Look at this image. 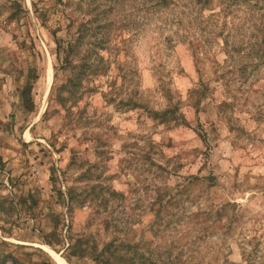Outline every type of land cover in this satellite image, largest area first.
I'll return each instance as SVG.
<instances>
[{
	"label": "rangeland",
	"instance_id": "374dc122",
	"mask_svg": "<svg viewBox=\"0 0 264 264\" xmlns=\"http://www.w3.org/2000/svg\"><path fill=\"white\" fill-rule=\"evenodd\" d=\"M154 2L0 0L5 252L264 264V0ZM81 24L107 68L71 94Z\"/></svg>",
	"mask_w": 264,
	"mask_h": 264
},
{
	"label": "trees",
	"instance_id": "16d2710c",
	"mask_svg": "<svg viewBox=\"0 0 264 264\" xmlns=\"http://www.w3.org/2000/svg\"><path fill=\"white\" fill-rule=\"evenodd\" d=\"M197 3H203L202 0H195ZM166 4V0H155L154 3H147L145 5V8L147 11H163L161 8H166L164 6ZM81 24L78 27L77 34L74 38H72L70 41L66 43L64 46L62 42L59 40L57 41V50L59 52L64 53V61L63 63L66 64L69 69H71V74L67 78V84L60 88V90H67L72 91L71 94L77 90L79 85L82 82V79L88 75L97 74L100 70L105 71L107 66L104 67L103 58L98 56L99 51L96 50V45L92 44L91 42H87L88 39H85L86 37L90 36L88 33L81 29ZM95 46V47H94ZM37 76L34 75L33 78H36ZM68 86V87H67ZM32 86L31 84L26 85L22 91L21 96L25 103H30V92H31ZM31 106V105H30ZM165 111L162 114H159V116H166ZM156 117H158L157 114H155ZM5 197L0 195V211H9L10 209H13L12 204H10L7 208L3 207ZM174 197L171 196L170 199L167 201L169 204H174ZM79 243V239H77L72 245L73 248L77 246ZM2 246L6 245L5 241H1L0 243ZM111 243L108 244L107 249H104V252H109L110 255H106L104 252H101L100 254H94V259L97 260V264H121L122 255H114L117 253H114L110 247ZM118 246L123 249L124 243L121 241L116 245L114 248L116 249ZM18 247V246H17ZM104 254V255H103ZM31 255V254H30ZM112 255V256H111ZM0 264H50L48 261H23L17 254H15L13 251L5 252L4 249L0 248ZM153 264V263H150Z\"/></svg>",
	"mask_w": 264,
	"mask_h": 264
},
{
	"label": "bare ground",
	"instance_id": "6f19581e",
	"mask_svg": "<svg viewBox=\"0 0 264 264\" xmlns=\"http://www.w3.org/2000/svg\"><path fill=\"white\" fill-rule=\"evenodd\" d=\"M52 254L59 264H64L63 260L56 253L52 252Z\"/></svg>",
	"mask_w": 264,
	"mask_h": 264
}]
</instances>
